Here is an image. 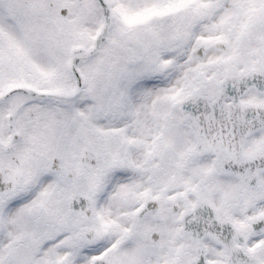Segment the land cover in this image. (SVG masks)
Instances as JSON below:
<instances>
[{
  "label": "snow or ice",
  "instance_id": "obj_1",
  "mask_svg": "<svg viewBox=\"0 0 264 264\" xmlns=\"http://www.w3.org/2000/svg\"><path fill=\"white\" fill-rule=\"evenodd\" d=\"M0 264H264V0H0Z\"/></svg>",
  "mask_w": 264,
  "mask_h": 264
}]
</instances>
